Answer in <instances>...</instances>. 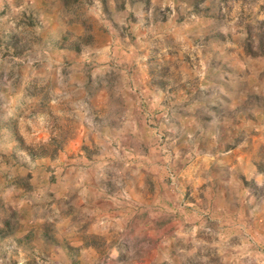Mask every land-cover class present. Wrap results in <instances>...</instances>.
I'll list each match as a JSON object with an SVG mask.
<instances>
[{"label":"rangeland","instance_id":"obj_1","mask_svg":"<svg viewBox=\"0 0 264 264\" xmlns=\"http://www.w3.org/2000/svg\"><path fill=\"white\" fill-rule=\"evenodd\" d=\"M0 264H264V0H0Z\"/></svg>","mask_w":264,"mask_h":264},{"label":"crops","instance_id":"obj_2","mask_svg":"<svg viewBox=\"0 0 264 264\" xmlns=\"http://www.w3.org/2000/svg\"><path fill=\"white\" fill-rule=\"evenodd\" d=\"M107 202H109V201H107ZM95 206H98V205L94 201H90V204H88V207H89L90 211ZM119 215H120V212H119ZM103 218H104V220H103V223H101V225L93 224L91 229H87V232H93V233H97V232H99V233L111 232V233H115L118 230L120 231L123 228L122 227V222L120 221V218H117L115 215H107V216H104Z\"/></svg>","mask_w":264,"mask_h":264}]
</instances>
